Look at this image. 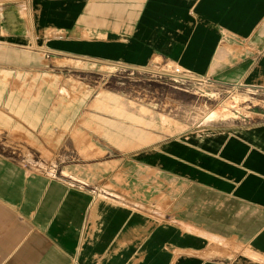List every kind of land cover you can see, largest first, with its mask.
Returning <instances> with one entry per match:
<instances>
[{"label": "crops", "instance_id": "1", "mask_svg": "<svg viewBox=\"0 0 264 264\" xmlns=\"http://www.w3.org/2000/svg\"><path fill=\"white\" fill-rule=\"evenodd\" d=\"M29 8L30 44L44 61L176 65L212 86L264 93V0H30ZM1 12L0 38L27 39L16 9L0 4ZM96 104L154 122L116 97ZM84 118L111 144L104 150L74 125L69 144L86 153L56 177L0 148V264H264V115L174 135Z\"/></svg>", "mask_w": 264, "mask_h": 264}, {"label": "rangeland", "instance_id": "2", "mask_svg": "<svg viewBox=\"0 0 264 264\" xmlns=\"http://www.w3.org/2000/svg\"><path fill=\"white\" fill-rule=\"evenodd\" d=\"M29 2L0 0V4L16 9L27 37L0 38V148L28 167L53 170L58 176L63 165L79 163L80 150L71 136L73 144L68 139L74 125L89 132L105 150L109 142L86 127V113L168 135L264 115V93L212 86L206 81L174 83L162 63L129 69L66 57L44 61L30 44ZM103 96L116 97L132 113H144L145 118L154 120L153 124L129 119L117 108H96ZM22 122L34 128L35 134L25 130ZM37 134L53 137L37 139Z\"/></svg>", "mask_w": 264, "mask_h": 264}, {"label": "built area", "instance_id": "3", "mask_svg": "<svg viewBox=\"0 0 264 264\" xmlns=\"http://www.w3.org/2000/svg\"><path fill=\"white\" fill-rule=\"evenodd\" d=\"M165 66H166V69L168 71L169 76L171 77V79L174 83L183 84V82H186V81H195L198 83L205 82V80H203L201 78H196V77L191 76V74H189V72H185V71L181 70L176 65H166L165 64ZM41 172H45L49 175H52L53 177L57 176L53 170H51L49 172H46V171H41Z\"/></svg>", "mask_w": 264, "mask_h": 264}, {"label": "bare ground", "instance_id": "4", "mask_svg": "<svg viewBox=\"0 0 264 264\" xmlns=\"http://www.w3.org/2000/svg\"><path fill=\"white\" fill-rule=\"evenodd\" d=\"M48 10V9H47Z\"/></svg>", "mask_w": 264, "mask_h": 264}]
</instances>
